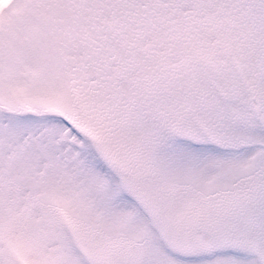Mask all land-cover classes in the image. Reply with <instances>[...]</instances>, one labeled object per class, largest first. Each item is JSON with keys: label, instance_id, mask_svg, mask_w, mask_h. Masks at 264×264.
Here are the masks:
<instances>
[{"label": "snow or ice", "instance_id": "6c2138e0", "mask_svg": "<svg viewBox=\"0 0 264 264\" xmlns=\"http://www.w3.org/2000/svg\"><path fill=\"white\" fill-rule=\"evenodd\" d=\"M0 264H264V0H0Z\"/></svg>", "mask_w": 264, "mask_h": 264}]
</instances>
